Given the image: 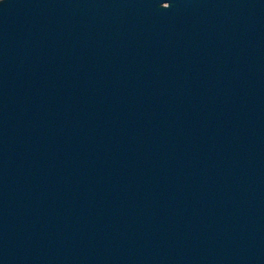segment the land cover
Returning <instances> with one entry per match:
<instances>
[{
    "label": "water",
    "instance_id": "1",
    "mask_svg": "<svg viewBox=\"0 0 264 264\" xmlns=\"http://www.w3.org/2000/svg\"><path fill=\"white\" fill-rule=\"evenodd\" d=\"M0 264H264V0H0Z\"/></svg>",
    "mask_w": 264,
    "mask_h": 264
}]
</instances>
